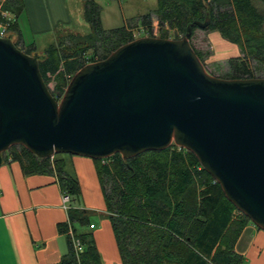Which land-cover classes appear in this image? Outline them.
<instances>
[{"label":"water","instance_id":"95a60500","mask_svg":"<svg viewBox=\"0 0 264 264\" xmlns=\"http://www.w3.org/2000/svg\"><path fill=\"white\" fill-rule=\"evenodd\" d=\"M189 36L188 27L178 39H133L82 66L58 100L36 55L0 37V164L12 145L37 158L91 160L174 145L193 154L236 210L264 231V78L210 76Z\"/></svg>","mask_w":264,"mask_h":264},{"label":"trees","instance_id":"16d2710c","mask_svg":"<svg viewBox=\"0 0 264 264\" xmlns=\"http://www.w3.org/2000/svg\"><path fill=\"white\" fill-rule=\"evenodd\" d=\"M253 1L156 0L155 10L138 18L142 29L138 35L151 37L152 18L163 33L158 37L162 39H169V30L173 39H178L188 27L189 37L196 29L217 32L239 53L228 60L232 74L221 79L264 78V0H258L263 9ZM82 2L83 18L90 33L67 34L63 40L68 44L58 41L36 56L42 81L55 100L82 66L105 59L116 48L135 39L132 28L125 23L119 28L102 30L98 7L93 0ZM5 4L14 13V20L5 22L6 36H10L16 48L30 55L33 48L20 45L16 23L22 11L21 1L6 0ZM0 21L4 22L1 18ZM195 23L206 25L199 28ZM90 49L92 54L87 56ZM192 50L203 63L199 52ZM96 54L98 58L94 59ZM49 83L52 89L47 87ZM1 156L4 162L16 161L23 175L55 177L61 194H78L76 178L65 159L70 155L37 158L22 146L12 145ZM92 161L120 264L240 263L233 246L251 222L225 198L193 154L169 145L125 159L115 153ZM66 215V220L57 225L58 233L66 241V253L55 264H101L90 231L79 230L90 229V212L67 209ZM74 240L78 241L80 251L74 248Z\"/></svg>","mask_w":264,"mask_h":264},{"label":"crops","instance_id":"0c3cea01","mask_svg":"<svg viewBox=\"0 0 264 264\" xmlns=\"http://www.w3.org/2000/svg\"><path fill=\"white\" fill-rule=\"evenodd\" d=\"M20 1L22 11L16 18L20 45L23 48L32 47L30 55H40L48 46L57 44L67 34L78 36L89 34L80 35L69 28L71 11L67 0ZM73 1L76 3V12L83 14L82 0ZM153 4V8H143L139 10L140 12L133 13L131 17L123 18L120 15L118 24L113 21L115 27H106L104 31L119 28L125 23L132 28L133 34L135 31L138 33L142 30L137 22L138 18L153 12L156 0H153ZM118 7L120 10V5ZM13 20L11 16L10 21ZM21 22L25 26V33H22ZM85 25L89 31V25L87 23ZM164 27L166 29V26ZM153 28H158L154 18L151 21V29ZM206 37L212 44L214 57V60L206 59V63L224 58L228 60L239 55L237 47L223 40L217 32H207ZM12 38L15 39L16 35L13 34ZM42 38H47L49 44L45 48L43 46L38 48L35 41ZM215 43L219 48L213 47ZM65 159L78 184V194L74 197L68 196L65 209L61 205V192L55 177L45 174L23 175L16 161L1 160L0 264L57 263L66 253V241L64 236L58 233L57 225L66 220L67 209L90 212L88 219L90 229L79 230L90 231L101 264H120L93 161L86 157L71 155ZM233 252L239 256V264H264V231L252 223L247 224L237 238Z\"/></svg>","mask_w":264,"mask_h":264},{"label":"rangeland","instance_id":"374dc122","mask_svg":"<svg viewBox=\"0 0 264 264\" xmlns=\"http://www.w3.org/2000/svg\"><path fill=\"white\" fill-rule=\"evenodd\" d=\"M67 1L70 3L69 4V10L71 11V13H70V15H71V26H69V28L71 29V31L78 33L80 35L90 33L89 32L90 30L88 31V29H87V27L83 21L84 20L83 14H81V12H80V14H78L76 12V3L73 0H67ZM5 2H6V0H0V18L4 20V22L0 21V27L6 28L5 22H9L11 19V16H13L14 13H13V8H8V6L5 4ZM93 2L95 3V5L99 9L98 17H99L100 27L102 30H104L106 27H109V28L115 27L113 21L117 22V24H118V22L120 21L119 20L120 15L123 18L131 17L133 13L140 12L141 9H143V8L148 9L150 7L153 8V6H154L153 0H141V1L140 0H121L120 2L113 1V0H93ZM253 4L257 8L263 9L262 4L258 0H254ZM118 5H120V7H121L120 10H119ZM5 8H8V11H4ZM82 18H83V20H82ZM21 25H22L21 26L22 33H25L26 29H25V26H23L22 22H21ZM58 31H60V30L58 29ZM206 33L207 32H205V31H201V29L194 30L193 34L188 39V43H189L190 47L194 48L195 51L199 52L200 57H202V60H204V62L201 64L204 66L205 71L210 76L217 77V78L229 77L232 74L231 69H230V65L228 63L229 59L226 60L227 58H224L220 61H214V62L206 63L208 59L214 60V57H212V55H213V51L211 48L212 44L207 39ZM162 34L163 33H161V31L157 28H155V29L153 28L151 31V37L158 38ZM73 35H75V34H73ZM167 35H168L169 39H173L174 34L172 31L167 32ZM138 37H139V35L135 31L134 32V38L136 39ZM182 37L183 36H181V35L178 36V38H182ZM210 39H212V37ZM12 40H14V39L12 38ZM61 40L65 41V40H63V38L60 39V41ZM223 42H225V41H223ZM64 43H65V45L68 44L67 41H65ZM35 44L38 48H40L42 46L45 48L49 44V41H47V38H42V39H38V41L36 40ZM213 47L219 48L216 45V43L213 45ZM85 54L87 56H90L92 54V50L91 49L87 50ZM98 54H101V52H99ZM237 56H239V55H237ZM207 57H209V58H207ZM97 58H98V55L96 54L94 56V59H97ZM215 60H218V59H215ZM47 87L49 89H52V83H49Z\"/></svg>","mask_w":264,"mask_h":264},{"label":"built area","instance_id":"2783aa9c","mask_svg":"<svg viewBox=\"0 0 264 264\" xmlns=\"http://www.w3.org/2000/svg\"><path fill=\"white\" fill-rule=\"evenodd\" d=\"M5 36H6L5 27H0V37H5ZM67 201H68V195L61 194V205H62V208H64V209L66 208L65 204L67 203ZM73 244H74V248L75 249H77V250L80 249L77 240H74Z\"/></svg>","mask_w":264,"mask_h":264}]
</instances>
